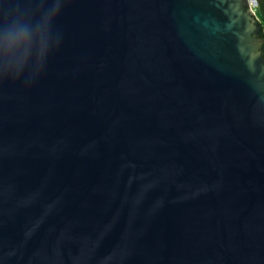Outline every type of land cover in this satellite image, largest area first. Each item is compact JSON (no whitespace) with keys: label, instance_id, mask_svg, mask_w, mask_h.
Masks as SVG:
<instances>
[{"label":"water","instance_id":"1","mask_svg":"<svg viewBox=\"0 0 264 264\" xmlns=\"http://www.w3.org/2000/svg\"><path fill=\"white\" fill-rule=\"evenodd\" d=\"M263 30L247 0H0V264H264Z\"/></svg>","mask_w":264,"mask_h":264},{"label":"built area","instance_id":"2","mask_svg":"<svg viewBox=\"0 0 264 264\" xmlns=\"http://www.w3.org/2000/svg\"><path fill=\"white\" fill-rule=\"evenodd\" d=\"M247 10L251 13L254 20L263 26L264 22L263 19L258 11V3L257 0H247ZM264 34V30H263Z\"/></svg>","mask_w":264,"mask_h":264},{"label":"snow or ice","instance_id":"3","mask_svg":"<svg viewBox=\"0 0 264 264\" xmlns=\"http://www.w3.org/2000/svg\"><path fill=\"white\" fill-rule=\"evenodd\" d=\"M212 2H214V3H227L228 0H212Z\"/></svg>","mask_w":264,"mask_h":264},{"label":"flooded vegetation","instance_id":"4","mask_svg":"<svg viewBox=\"0 0 264 264\" xmlns=\"http://www.w3.org/2000/svg\"><path fill=\"white\" fill-rule=\"evenodd\" d=\"M264 34L263 33H261V36H263ZM262 54H263V56H264V49L262 50Z\"/></svg>","mask_w":264,"mask_h":264}]
</instances>
